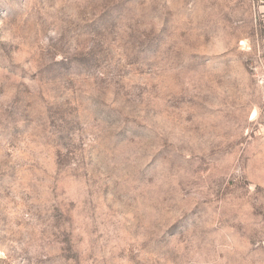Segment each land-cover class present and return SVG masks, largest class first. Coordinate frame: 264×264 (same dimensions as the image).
Returning <instances> with one entry per match:
<instances>
[{
  "label": "rangeland",
  "instance_id": "obj_1",
  "mask_svg": "<svg viewBox=\"0 0 264 264\" xmlns=\"http://www.w3.org/2000/svg\"><path fill=\"white\" fill-rule=\"evenodd\" d=\"M6 264H264V0H0Z\"/></svg>",
  "mask_w": 264,
  "mask_h": 264
},
{
  "label": "built area",
  "instance_id": "obj_2",
  "mask_svg": "<svg viewBox=\"0 0 264 264\" xmlns=\"http://www.w3.org/2000/svg\"><path fill=\"white\" fill-rule=\"evenodd\" d=\"M0 264H6V263L3 261V259H2L1 256H0Z\"/></svg>",
  "mask_w": 264,
  "mask_h": 264
}]
</instances>
